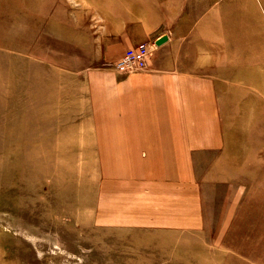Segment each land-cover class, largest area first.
Listing matches in <instances>:
<instances>
[{
	"label": "rangeland",
	"instance_id": "374dc122",
	"mask_svg": "<svg viewBox=\"0 0 264 264\" xmlns=\"http://www.w3.org/2000/svg\"><path fill=\"white\" fill-rule=\"evenodd\" d=\"M161 10L216 43L226 149L188 217L148 220L74 136L86 73ZM0 264H264V0H0Z\"/></svg>",
	"mask_w": 264,
	"mask_h": 264
},
{
	"label": "crops",
	"instance_id": "0c3cea01",
	"mask_svg": "<svg viewBox=\"0 0 264 264\" xmlns=\"http://www.w3.org/2000/svg\"><path fill=\"white\" fill-rule=\"evenodd\" d=\"M157 17L142 35L152 46L145 70L86 73L78 95L83 96L84 121L91 129L74 137L89 140L87 147L99 157L101 177L122 194L127 211L132 206L151 220L148 213L157 204H171L165 210L169 217L182 219L188 217L189 201L201 196L204 179L198 173L205 167L204 156H213L207 180L219 170L226 149L216 43L198 23L185 33L187 20L167 17L162 10ZM162 37L167 41L157 46Z\"/></svg>",
	"mask_w": 264,
	"mask_h": 264
},
{
	"label": "built area",
	"instance_id": "2783aa9c",
	"mask_svg": "<svg viewBox=\"0 0 264 264\" xmlns=\"http://www.w3.org/2000/svg\"><path fill=\"white\" fill-rule=\"evenodd\" d=\"M152 46L140 43L134 52L127 53L115 65L118 72L142 71L147 68Z\"/></svg>",
	"mask_w": 264,
	"mask_h": 264
},
{
	"label": "water",
	"instance_id": "95a60500",
	"mask_svg": "<svg viewBox=\"0 0 264 264\" xmlns=\"http://www.w3.org/2000/svg\"><path fill=\"white\" fill-rule=\"evenodd\" d=\"M167 41V37H162L160 38L157 42H156V45L157 46H160L162 45L163 43H165Z\"/></svg>",
	"mask_w": 264,
	"mask_h": 264
}]
</instances>
